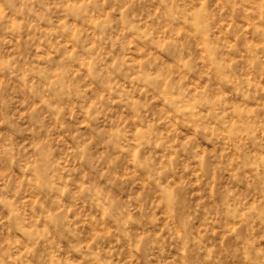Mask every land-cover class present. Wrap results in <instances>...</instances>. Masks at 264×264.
<instances>
[{"label": "clouds", "instance_id": "9594fccd", "mask_svg": "<svg viewBox=\"0 0 264 264\" xmlns=\"http://www.w3.org/2000/svg\"><path fill=\"white\" fill-rule=\"evenodd\" d=\"M0 264H264V0H0Z\"/></svg>", "mask_w": 264, "mask_h": 264}]
</instances>
